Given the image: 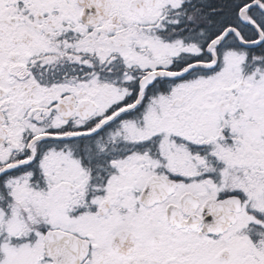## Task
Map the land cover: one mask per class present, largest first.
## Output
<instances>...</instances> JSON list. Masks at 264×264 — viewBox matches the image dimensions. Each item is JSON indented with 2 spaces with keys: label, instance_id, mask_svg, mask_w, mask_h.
<instances>
[{
  "label": "snow or ice",
  "instance_id": "1",
  "mask_svg": "<svg viewBox=\"0 0 264 264\" xmlns=\"http://www.w3.org/2000/svg\"><path fill=\"white\" fill-rule=\"evenodd\" d=\"M0 264H264V0H0Z\"/></svg>",
  "mask_w": 264,
  "mask_h": 264
}]
</instances>
